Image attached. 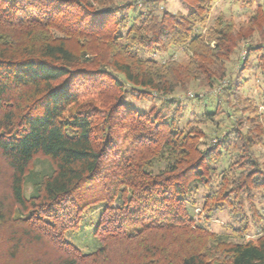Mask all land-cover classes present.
Returning a JSON list of instances; mask_svg holds the SVG:
<instances>
[{
	"label": "trees",
	"instance_id": "16d2710c",
	"mask_svg": "<svg viewBox=\"0 0 264 264\" xmlns=\"http://www.w3.org/2000/svg\"><path fill=\"white\" fill-rule=\"evenodd\" d=\"M165 1L0 0V264H264V102L228 74L245 49L240 72L264 75V3L235 0L256 4L247 23L222 14L208 28L218 0H182L189 14ZM226 81L201 120L216 138L198 119L181 128L186 110L169 97ZM151 98L165 101L126 103ZM98 206L100 248L85 254L66 234ZM221 211L238 241L198 224Z\"/></svg>",
	"mask_w": 264,
	"mask_h": 264
},
{
	"label": "rangeland",
	"instance_id": "374dc122",
	"mask_svg": "<svg viewBox=\"0 0 264 264\" xmlns=\"http://www.w3.org/2000/svg\"><path fill=\"white\" fill-rule=\"evenodd\" d=\"M263 3L264 0H257V4ZM162 5L166 10L174 13L189 14L192 11V9L182 0H166L164 3H162ZM243 5L244 2L242 4H237L235 0H218L213 6L212 13L209 16L207 22V27L210 28L214 26L216 23V19L222 14L225 15L228 20L233 21L237 26H240L242 23H247V20H249L250 16L253 14V11L256 8V4L249 6ZM261 39V37L256 35L255 37H252L251 39L242 42L241 49L247 46L248 44L250 45L260 43ZM171 54L176 60L181 62L187 61L189 57L188 54L181 49L173 50ZM141 55L144 58H152L162 63L170 58V56L166 54L155 55L150 54L148 51H142ZM247 55L248 54L245 49H243V51L241 52H237L232 57L231 62L228 63V74L233 78L237 76L239 77L240 75V81L243 82L242 85L244 95L246 97H254L257 101V104L260 105L264 102V75H262L260 69L256 68L247 72H240V60H246ZM251 60H253V65L255 67L257 65L256 55H253L251 57ZM227 85L228 84L226 81L222 84V86L219 87L218 90L210 91L207 90L205 87H201L200 85L194 83L190 87L189 92L184 93L183 91L178 90L175 94L171 95L169 99L176 98L178 100V103H176L177 105H175L174 108L176 109L177 106H182L186 110L184 117L182 118L179 124L180 127L189 129L190 127L186 125L187 122H191L198 119V128H200L208 136V138L215 139L217 136L216 126L212 123L201 122V120H203V116L205 115V113L213 111L216 107L215 101L211 100L210 96L215 97L217 93L221 92L219 90H222L223 87H227ZM209 93L211 95L207 96V94ZM197 96H199L200 98L197 99ZM163 101L154 98L145 101L127 99L126 103L128 106L137 109L139 112L144 113L151 111L155 106L157 108H160L164 103ZM223 103L224 102H222V109L227 110L229 106ZM169 107L171 106L169 105ZM173 109L170 111L169 108L164 109V113L166 115L167 113L169 115L170 113L173 114ZM218 121H222L223 128H227L230 125V121L227 115L224 113L218 118ZM206 141L209 140L207 139ZM261 150L264 151L263 149ZM38 165L40 171L44 164L39 163ZM218 170H222L220 166H218ZM205 193L206 190L204 188H201L199 190V193L193 197L197 204L196 207H194L193 209V213L196 219L199 217L198 214L201 212V208L204 202L203 196L205 195ZM260 203L261 207L264 208V201L260 200ZM101 209L102 208L98 206L88 212L87 216L85 217L82 223V228L80 231L69 232L68 234H66V241L73 244L76 248H78L85 254L92 253L98 248H100V242L95 237L94 231L97 227V222L100 216ZM198 224L209 229L211 232L217 234L218 236L226 238L232 242L239 240L236 231L240 229V226L232 221L227 211H221L217 213L214 219L209 222L200 220ZM256 233L257 232L254 228L251 235L255 236Z\"/></svg>",
	"mask_w": 264,
	"mask_h": 264
}]
</instances>
